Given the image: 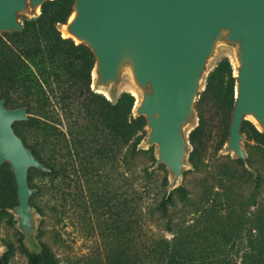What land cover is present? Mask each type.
<instances>
[{"label":"water","instance_id":"95a60500","mask_svg":"<svg viewBox=\"0 0 264 264\" xmlns=\"http://www.w3.org/2000/svg\"><path fill=\"white\" fill-rule=\"evenodd\" d=\"M49 1L0 0V35L22 33L24 21L40 17ZM56 28L63 39L93 53V92L112 103L123 93L135 98L132 115L146 120L138 149L154 148L150 171L165 168L168 195L194 168L190 135L199 125L197 103L209 75L227 58L235 100L219 154L241 160L256 174L243 123L264 133V0H75ZM28 120L27 107L10 108L0 98V166L10 165L18 197L8 212L25 235L24 245L37 252L41 215L31 204L29 172L47 168L14 129ZM8 250L0 240V260Z\"/></svg>","mask_w":264,"mask_h":264},{"label":"rangeland","instance_id":"374dc122","mask_svg":"<svg viewBox=\"0 0 264 264\" xmlns=\"http://www.w3.org/2000/svg\"><path fill=\"white\" fill-rule=\"evenodd\" d=\"M11 83L5 80L0 87L19 97ZM209 105L203 110L204 150L197 168L184 172L187 196L174 192L163 218L156 207L167 193L168 173L163 166L150 171L154 148L132 159L126 149L114 150L109 138L108 151H98L96 133L90 138L93 151L82 150L81 166L77 155L70 158L56 143L58 137L52 139V147L35 136L41 156L54 168L49 175L36 169L29 172L31 183L41 188L35 198L43 212L39 213L43 234L38 240L50 248L59 264H130L136 253L146 261L145 248L152 238L175 240L189 264H223L226 259L231 264H252L256 255L264 253V146L255 140L244 142L256 174L230 155H220L231 113ZM39 109L37 105L29 118L41 117ZM0 187L12 202L18 201L7 163L0 166ZM0 240L11 247L6 264H28L23 234L10 213L0 218ZM134 240L138 241L135 251Z\"/></svg>","mask_w":264,"mask_h":264},{"label":"trees","instance_id":"16d2710c","mask_svg":"<svg viewBox=\"0 0 264 264\" xmlns=\"http://www.w3.org/2000/svg\"><path fill=\"white\" fill-rule=\"evenodd\" d=\"M74 1L46 2L40 17L24 21L22 33L0 35V86L5 80H10L11 89L20 93L19 97L14 98L8 90L0 87V98L5 99L10 108L27 107L28 113H32V116L35 107L39 106L41 117L30 116L28 121L16 123L14 129L25 145L46 166L47 171L37 170L42 175L51 174L54 168L41 156L40 149L34 141L35 136L42 138V143L52 147V139L58 137L56 143L61 149L67 150L70 158L73 154L77 155L81 166L82 150L93 151L94 147H91L93 140L90 138L96 133L100 138L98 151L107 152L111 138L114 150L123 153L126 149L125 154L132 159L140 153H147L138 149L145 136L146 120L144 117L137 119L133 117L135 98L129 93H123L116 103H112L105 96L93 92L91 89L93 53L84 45L77 46L71 40L63 39L56 28L58 23L66 22ZM234 100L235 80L230 61L225 58L209 75L206 89L197 103L200 125L190 135L193 145L190 160L195 168L204 150L203 110L211 103L209 106L212 108L218 107L226 114H230ZM31 127H36L37 131L34 133L29 131ZM243 131L247 134V140H255L264 146V133H260L252 123L245 121ZM152 159L155 160L154 156ZM146 174L151 175L149 169ZM29 181L31 183L33 179L30 177ZM30 186L36 191L32 195L31 203L43 214L35 201L41 188L33 183ZM174 192L183 197L187 196V189L184 186L175 189L170 195L164 194L156 207L162 218L168 214ZM17 205V199L12 202V198L0 187V218L9 214V208H15ZM134 210L137 217L138 207ZM42 234L39 231L38 239ZM134 241L135 251L138 241ZM40 245L39 252H31L24 246L28 264H59L50 248L41 242ZM8 248L0 264L7 263L11 247ZM145 254L146 261L137 258L136 253L130 264H189V258L178 250L175 240L167 242L152 238L145 248ZM224 261L223 264H231L229 259ZM252 264H264V253L256 255Z\"/></svg>","mask_w":264,"mask_h":264},{"label":"flooded vegetation","instance_id":"af4514ba","mask_svg":"<svg viewBox=\"0 0 264 264\" xmlns=\"http://www.w3.org/2000/svg\"><path fill=\"white\" fill-rule=\"evenodd\" d=\"M22 234H23V233H22ZM24 238H25V235L23 234V240H24ZM34 250H35V249H34L33 247H31V250H30V251L33 252ZM36 251L39 252L40 250H39V249H36Z\"/></svg>","mask_w":264,"mask_h":264}]
</instances>
